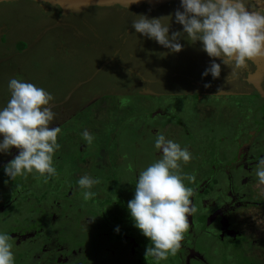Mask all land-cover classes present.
Instances as JSON below:
<instances>
[{"label": "flooded vegetation", "instance_id": "obj_1", "mask_svg": "<svg viewBox=\"0 0 264 264\" xmlns=\"http://www.w3.org/2000/svg\"><path fill=\"white\" fill-rule=\"evenodd\" d=\"M33 2L35 1L16 0L14 3H0L1 101L9 98L7 82L14 76L51 93L53 101L49 107L54 112L59 110L64 114L67 101L64 91L59 87L65 83L70 85L79 78L81 72L89 70L92 77L101 67L107 74L118 71L125 73V68L132 69L136 82L144 84L143 90H138V94L147 99L148 105L137 117L143 118L151 136L162 134L166 140L170 139L181 147H187L191 154L189 167H184L183 163L180 171L199 180L191 190L190 206L195 208V212L187 217L188 229L183 240L186 242L190 238L194 248H188L186 253L193 255V258L189 261L187 255L182 253L181 262L204 264L212 258L217 260L221 255L217 251L218 245L223 243V237L231 238L233 234L235 241L231 250L224 253L225 258L238 252L239 248L234 245L245 231L241 232L242 229L236 224L237 220L242 222L246 216H240L242 213L237 208L247 203H257L254 196L259 186H255V168L257 160L264 156V113L255 117V114L261 113V106L257 107V104L264 107V57L247 61L243 68L235 71V75L230 66L221 65L220 76L207 79L200 76V69L208 66L213 59L219 63V59L205 58V52L202 53V58L192 52L198 43H181L182 49L178 53L167 52L171 55L172 63H176L175 55L179 56L178 62H181L182 57V63L187 67L185 77L173 66L143 70L136 60L149 63L148 55L152 50L146 47L143 54L138 53L136 45L141 39L144 42L148 38H141L139 33H133L132 17L144 14L151 18L174 13L179 0L164 4L153 12H148L144 5H114L93 6L82 13L71 14H61L62 10L57 6ZM249 7L254 10L264 9V0H249ZM101 10L119 11L126 23L121 27H113L117 29L116 32L113 29L112 32L105 30L103 36L96 24L98 20H103L98 14ZM57 23L60 25L56 26ZM48 27L50 31L43 36L42 32ZM170 32L172 31L169 30ZM29 35L33 38L30 39ZM33 48H40L41 57V51L47 48H53L51 56L54 53L60 56L58 59L52 58L55 62L47 71L44 70L42 77L33 71L27 73L22 68L19 55L25 49L30 52ZM200 50L199 47L198 51ZM60 58L62 63H59ZM32 59L33 57L28 58L25 63L32 62ZM201 59H208V63ZM170 77L181 80L180 84L185 85L182 95L178 86L173 84L169 87L167 79ZM125 80L127 85H132L134 78L128 75ZM103 81L108 82L112 88H119L110 78ZM206 83L207 87L204 86ZM106 91L101 95L104 96ZM73 94L76 97L75 104L81 103L80 106L70 111V115L53 121L61 120L59 127L64 125L66 130L76 127L79 129L71 138L57 137L60 148L56 151L57 159L53 158L57 173L55 179L45 181L44 177L35 175L36 180L33 182L34 175L30 174L22 183L23 186L15 185L17 199L0 207L2 213L14 204L9 212L10 217L26 222L18 225L16 230L8 232L7 229L10 240L16 247L14 264H125L126 259H121L122 253L130 257L131 260L127 259L128 264H177L172 256L157 262L152 257L145 258L143 255L149 242L132 226L126 209L128 200L132 198L138 173L142 169L136 160L133 163L128 161L130 153L118 152L116 149L119 128L117 133H110L114 120L112 104L98 103L94 106V111L90 112V107L87 110L83 108L85 103L81 102L80 95L76 92ZM198 99L201 101L198 102ZM117 100L120 106L121 99ZM140 101L145 105L144 100ZM190 101L192 109L186 107L187 104L191 105ZM236 106L240 107L241 114L235 109ZM226 107L237 111L236 117L228 115L230 109H225ZM157 118L164 122L161 128L152 125L151 119ZM97 119H102V122L93 125ZM122 120H116L120 127L126 126L125 122H120ZM84 130L93 136L91 144L82 140L80 133ZM16 154L17 150L12 148L8 159ZM4 164V160L0 161V168ZM66 169L72 171L70 177L65 174ZM75 173L78 177L88 175L100 179V183L91 188L96 186L97 193L95 198L91 196L90 199L94 198L101 204L93 202L92 208L86 210L78 221L82 227L94 231L100 240L107 238L105 241L108 244L76 246L75 239L78 237L72 236V243H68L63 237L65 233L62 218L66 219L65 224L76 223L74 212L84 202L82 190L76 181H69ZM28 179H31L30 183H27ZM66 182L69 184L68 190H65ZM22 200L24 206L20 204ZM261 203L262 200L257 205ZM94 210H99L104 215V224L91 215ZM253 218L251 216V219L246 220L251 221ZM233 219L237 222L234 223ZM116 226H119V232L114 231ZM129 231H135L136 234H129ZM124 244L128 247L127 253L122 251ZM202 251L203 255L197 254Z\"/></svg>", "mask_w": 264, "mask_h": 264}, {"label": "clouds", "instance_id": "obj_2", "mask_svg": "<svg viewBox=\"0 0 264 264\" xmlns=\"http://www.w3.org/2000/svg\"><path fill=\"white\" fill-rule=\"evenodd\" d=\"M172 23L182 27L170 34ZM131 27L134 34L154 40L169 53L181 51V38L192 44L199 42L209 58L219 59V63L211 60L201 77L210 73L213 79L218 78L221 65L230 66L235 75L247 61L264 57V9H250L249 0H179L174 13L151 18L134 15ZM7 90L9 99L0 107V153L9 154L15 148L17 154L3 165L5 176L15 179L35 174L45 181L55 179L53 155L60 148V129L49 127L57 115L49 107L52 94L17 77L9 78ZM126 104L127 100H120L122 108ZM80 136L86 144L92 143L93 136L87 130ZM153 147L159 150L160 159L139 171L126 209L132 226L149 242L144 257L159 262L176 255L181 246L188 229L187 217L195 212L190 206L191 189L184 180L191 183L194 177L180 171V165L191 158L187 147L166 140L162 134L156 136ZM255 176L264 185V156L257 160ZM98 183L99 177L77 179L84 201L94 195L90 189ZM114 231L119 232V226ZM10 239L8 232L0 231V264H14Z\"/></svg>", "mask_w": 264, "mask_h": 264}, {"label": "rangeland", "instance_id": "obj_3", "mask_svg": "<svg viewBox=\"0 0 264 264\" xmlns=\"http://www.w3.org/2000/svg\"><path fill=\"white\" fill-rule=\"evenodd\" d=\"M12 3L16 2V0H8ZM176 0H168L165 1L164 4H167L169 2H175ZM159 0H155L154 3L156 5L159 4ZM35 4H38L37 1L33 2ZM33 4V5H35ZM162 3V5H164ZM160 5V6H162ZM142 5H140L139 7H141ZM146 7V9L148 10V12H153L156 8H152L151 6L148 7L146 5H144ZM158 6V7H160ZM134 7V6H132ZM157 7V8H158ZM179 7V4L177 5V8ZM63 13V11L61 12V14ZM64 14H70L68 11L65 12ZM99 16L103 18V20H98L97 21V26L100 28L101 32L103 33L105 30H107L108 32H112L113 27H121L123 23H126L125 18L120 17L119 11H114V10H101L99 11ZM161 16V15H160ZM174 19V17H173ZM66 22V20L64 21ZM60 24L57 23L56 26H59ZM182 26L177 24V23H172L171 27H170V31H178L180 30ZM51 29V28H50ZM49 30V27L47 28V30L42 32V34H44L43 36H45L47 34ZM116 32L117 29H113ZM50 31V30H49ZM171 33V32H170ZM103 36H105V34L103 33ZM30 39H32V36H28ZM141 38H143V36H140ZM49 38V36H48ZM145 38V37H144ZM143 39H141L140 42H138V45H136V49L138 51L139 54H143L144 50L146 47H148L149 50H152L150 55H148V60L150 61L149 63H142L140 60H136L137 64H139L141 66V68L143 70H149V68H158V67H162V66H166V67H174V69H177L179 72H181L182 76L185 77L186 71H187V67L186 64L182 63V57H181V62H178L179 56L175 55L176 57V63H172L171 60V55H169V53L167 52V49H165L163 46L158 45L154 40H146L144 42H142ZM58 40H56L57 42ZM180 43L183 44H191L189 42H187L186 40H184L183 38L180 39L179 41ZM198 43V45L196 46V49L192 50V52L197 53L198 55H200L203 58V51L200 50L198 51V48L200 47V43ZM93 47L98 48L95 45H92ZM57 47V46H54ZM152 47V49L150 48ZM39 49L40 48H33L30 49L31 51L29 52V49H25L24 52L22 54L19 55L21 64H22V68L24 69L25 72L30 71V72H36L39 73L40 76H43V72L44 70L47 71L48 67L52 66L53 62H55L54 59L52 58H59L60 56L58 54H55L53 56H51V54H53V48H47L44 51H41L43 53V56L41 57L39 55ZM131 50H134L133 48H131ZM162 53H165V55H163ZM17 56V55H16ZM33 57L32 62L29 63H25V61L30 58ZM95 57L98 58V55L95 53ZM208 56L206 55L205 58H207ZM12 58V57H10ZM59 63H62V58L59 59ZM75 62V59H73ZM204 63H208V59H201ZM73 62V61H72ZM75 64V63H72ZM131 67V66H130ZM207 67V66H206ZM206 67H203L200 69V76L201 73L204 71V69ZM87 71V72H86ZM81 72L79 75V78L76 80H73V82L68 85L67 83L63 84L61 87H59L62 91H64L65 94V98L67 101V107L66 109H64V114L61 113L59 110L55 111L56 118H60V117H64V115H70V111L75 110L76 108H78L80 106L81 103H78L77 105L75 104L74 99L76 98L73 94V92H76L77 94L80 95L81 97V102L85 103L83 104V108L84 109H90V112L94 111V106L97 105L98 103H108L112 104L111 106V113L112 116L114 118L113 122L111 124H113V126L110 128V133L114 134L117 133V128H119V134H118V144L116 145V149L118 152H128L130 153V156L128 158L129 162H132L134 160H136V163L138 164V166L140 167V169H144L147 165H149L150 163L155 162L156 160L159 159L160 157V153L159 155H157V153L159 152V150L155 149L153 147L154 144V140L157 136V134H155V136H151L150 133L147 131L146 129V124L143 120V118H138L137 116L142 114L144 109H146L148 106L146 104L147 99L143 96H140L138 94V90H140L142 87H144V84L142 82H136V75L134 74V71L129 70L127 68H125V73L122 72H114L112 74H107L106 72H104L102 70V67L97 70V73L95 74V76L91 77V72L89 70H86ZM27 72V73H30ZM128 75H131L134 80H133V84L131 85H127V81L125 80L126 77H128ZM163 77V74H161ZM14 77V76H12ZM11 77V78H12ZM207 79H213L211 77V74L209 73L208 75L204 76ZM106 78H110L112 83H114L115 85H118L119 88H112V86L108 83V82H104L103 80H105ZM164 78V77H163ZM165 79V78H164ZM42 80L45 82V79L42 78ZM169 87H171V85L173 86L176 85L179 87V89H181V93L180 95H182V88H184L185 85L180 84L181 80H176L174 77H170L167 79ZM101 81V82H100ZM126 84V85H125ZM41 85V84H40ZM125 85V86H124ZM123 86V87H122ZM122 87V88H121ZM7 89V87H6ZM107 90V91H106ZM143 90V88H142ZM104 96H102L101 94L104 92ZM198 92V91H197ZM200 92V91H199ZM184 96V95H183ZM9 99V98H8ZM7 98H5L4 100L1 101L0 98V107H3L7 100ZM117 99H125L127 100V104L126 106H124L123 108L121 106H119L118 104V100ZM204 99V98H202ZM140 100H144L145 101V105L144 102L140 101ZM201 100L198 99V102H200ZM191 102V101H190ZM116 104V106H115ZM143 105L145 107H143ZM196 105V104H195ZM261 106V113H257L255 114V117L257 116H261L264 113V107L260 104H257V107ZM116 107V109H115ZM143 107V108H142ZM186 107H191V109L193 108V104L191 102V105L187 104ZM225 109H230L228 107H226ZM236 110H239L240 114H241V110L240 107L238 108L237 106L235 107ZM221 111V110H220ZM89 112V110H88ZM231 113V114H230ZM230 113L228 115L236 117L237 115V111H232L230 109ZM241 116V115H240ZM143 117V116H142ZM117 119H123L120 122H125L126 126L120 127L118 126L116 120ZM152 120V125H154V127H158L161 128L162 124H164V122H162L160 119H151ZM65 121V119L63 120ZM61 120H58L57 122H51L49 125V127H58L60 129V131L57 134V137H73L75 135V132L78 131L79 129L76 128H72V129H68L66 130L65 126L62 125L61 128L59 127ZM102 122V119H97L96 121H94L93 125H97L100 124ZM166 124V123H165ZM53 125V126H52ZM108 134V133H107ZM157 150V151H156ZM12 153V148L10 149L9 154H2L0 153V161L4 160V163L6 164L8 162V157L9 155H11ZM57 152H54L53 158L56 160L57 159ZM184 167H189V163H184ZM82 168V167H81ZM71 169V168H70ZM70 169H66L65 174L69 175V177L72 174V171H70ZM82 171V170H81ZM87 171V169H86ZM69 172V173H68ZM25 175V176H18L15 179H9L7 176H5L4 172H3V166L0 168V207L1 205L6 206L8 202H10L13 199H17V195H16V189H15V185H20L23 186L22 183H24L27 179V177L29 176ZM33 177V182L36 180L35 178V174H31ZM38 176V175H37ZM255 176V175H254ZM80 177V176H79ZM78 175L75 173L74 175H72L71 178H69L70 180H75L77 181V179L79 178ZM194 177V176H193ZM31 179L27 180V183H30ZM198 178L194 177V179L191 181V183H189L187 180H184V184L186 185V187L190 188L191 190L196 186V184L198 183ZM255 186H259V190L256 191L255 196L257 199L255 202H259L262 200L261 204H250L247 203L246 205H241L239 206L237 209L239 213H242V215L240 216H246V214L250 213L251 216H254L253 220L251 221H247L245 223V221L240 222L239 220L235 221L233 219V222L236 223V226L239 228H242V230H240L241 232L244 230L245 231V235L246 236H250L251 238L258 240L259 242V246L258 248H255L254 250H259L258 252H254L252 261H254L253 263L255 264H264V220L260 219V215L259 212H261V208L264 207V185H260L257 182V178L255 176ZM65 186V190H68V182H66ZM97 187L95 186L93 189H90L91 192L94 193V198H95V194L97 193ZM78 194H80V191H78ZM94 198H89L87 201H84L81 203L82 207H79L75 212V216L77 220H75L76 223H71V224H65V220H63V227H64V235L63 237L65 238V240L68 243H72V236L73 237H78V239H75L76 241V246H90V247H95V246H101L104 243L108 244L105 240L107 238H104V240H100L99 238H97L95 235L96 233L90 229H88V227L84 228L81 226V224H79L80 222L78 221V218H80L81 216H83L85 214V211L92 208L93 206V202L94 203H98L101 204L100 202H97ZM20 204L22 206H24V201H20ZM14 204H12L13 206ZM85 205V206H84ZM12 206L6 211V212H2L0 213V231H6L8 229L9 231L12 230H16L18 225H23L26 222L23 220L21 222L15 220L14 218L10 217V210L12 208ZM252 206H254V208H252ZM16 208V206H14ZM251 209H254L256 211H252ZM248 212V213H246ZM93 217L96 216V220L102 221L104 224V221L102 219V217H104L103 214H100L99 210H94V212L91 214ZM259 219V221H258ZM31 220V219H29ZM39 221V218L38 220ZM36 222V221H35ZM97 224V223H96ZM258 224L260 225V227H258ZM124 226H127L126 224ZM130 226V225H129ZM128 228V227H127ZM139 231V230H138ZM136 234L135 231H129L128 233L131 234ZM235 235H237V233L235 232ZM234 236V234H233ZM231 238H225L223 237V243L218 245V250L220 252V256L217 258V260H214L213 258L209 260V262H205L204 264H246V260L244 257L242 256H237L235 255L236 252H234V254L230 255V258H225L224 253L228 252L231 250L232 244L234 243V237ZM186 239V238H185ZM184 238L182 239V241L180 242L181 246L180 248L177 250L176 255L172 256V258H174V260H176L177 264H184L181 262V259L184 255H187V259L190 261V259L193 258V255H189L188 253H186L188 248L193 249L194 246L191 245V241L190 238L184 242L183 241ZM227 242V243H226ZM10 243L12 244V241L10 240ZM225 243V244H224ZM224 244V245H223ZM15 245L12 244V252L14 255V250ZM183 248L185 250V252H183ZM127 249L128 247L124 244V247L122 248V251L127 253ZM234 251V250H233ZM203 251L199 252L197 254H201L203 255ZM237 254V253H236ZM224 256V257H223ZM123 257L126 259L125 264H128L127 259L131 260L130 257H126L123 253L121 256V259H123ZM176 258V259H175ZM17 261V260H16ZM123 262V261H122ZM127 262V263H126ZM15 263V262H14ZM175 264V262H172Z\"/></svg>", "mask_w": 264, "mask_h": 264}, {"label": "water", "instance_id": "obj_4", "mask_svg": "<svg viewBox=\"0 0 264 264\" xmlns=\"http://www.w3.org/2000/svg\"><path fill=\"white\" fill-rule=\"evenodd\" d=\"M37 2H43L50 5L59 6L63 13H82L87 11L90 7H108L113 5H120L122 7H139L140 5H146L148 7L157 8L158 6L164 4L168 0H159L158 5L154 3L155 0H31Z\"/></svg>", "mask_w": 264, "mask_h": 264}, {"label": "trees", "instance_id": "obj_5", "mask_svg": "<svg viewBox=\"0 0 264 264\" xmlns=\"http://www.w3.org/2000/svg\"><path fill=\"white\" fill-rule=\"evenodd\" d=\"M117 6H120V5H117ZM251 210L255 211L254 209H251ZM246 213H248V212H246ZM255 213H256V211H255ZM259 215H260V219L264 220V207L261 209V212H259ZM247 218L251 219L250 213L246 214V218L243 219V221L245 220V223L248 221V220H246ZM258 221H259V219H258ZM258 227H260L259 224H258ZM243 234H241L240 237H238L236 239V243L234 246H235V248H239V250H238V252L236 251L237 254L235 253V255H237V256L239 255V256L244 257L246 262H247L246 264H255V263H253L254 261H252V258H253L254 252L259 251V250H254L255 248H258L259 242H258V240H256V238L253 239L250 236H246Z\"/></svg>", "mask_w": 264, "mask_h": 264}, {"label": "crops", "instance_id": "obj_6", "mask_svg": "<svg viewBox=\"0 0 264 264\" xmlns=\"http://www.w3.org/2000/svg\"><path fill=\"white\" fill-rule=\"evenodd\" d=\"M1 3V2H0ZM47 4V3H46ZM51 6H56V5H51ZM57 7H59V6H57ZM59 9H61L60 7H59ZM62 10V9H61ZM71 14V13H70Z\"/></svg>", "mask_w": 264, "mask_h": 264}]
</instances>
